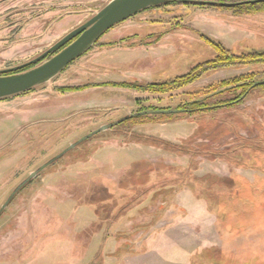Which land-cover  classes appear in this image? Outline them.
<instances>
[{"label":"rangeland","instance_id":"rangeland-1","mask_svg":"<svg viewBox=\"0 0 264 264\" xmlns=\"http://www.w3.org/2000/svg\"><path fill=\"white\" fill-rule=\"evenodd\" d=\"M109 1L0 0V69L39 56ZM184 1L115 24L51 81L0 99V207L105 125L264 81V6ZM250 145L264 148V87L232 107L99 131L1 213L0 264H264V154Z\"/></svg>","mask_w":264,"mask_h":264},{"label":"water","instance_id":"water-1","mask_svg":"<svg viewBox=\"0 0 264 264\" xmlns=\"http://www.w3.org/2000/svg\"><path fill=\"white\" fill-rule=\"evenodd\" d=\"M168 0H110L96 14L85 23L76 27L46 51L34 59L5 69H0V99L8 98L29 91L39 85L47 83L64 71L75 59L90 50L104 33L115 24L124 21L131 16L149 7L165 4ZM261 0H252V2ZM220 5L231 6L233 4L221 2ZM27 70H19L34 65ZM260 81L259 83H263ZM139 113H132L116 121L95 130L78 141L71 143L61 153L49 159L41 167L33 171L10 193L8 198L0 207V215L10 204L14 196L25 187L40 171L53 163L65 153L76 147L84 140L90 138L95 133L108 129L127 118L137 116Z\"/></svg>","mask_w":264,"mask_h":264},{"label":"trees","instance_id":"trees-1","mask_svg":"<svg viewBox=\"0 0 264 264\" xmlns=\"http://www.w3.org/2000/svg\"><path fill=\"white\" fill-rule=\"evenodd\" d=\"M185 1L190 2L188 0H185ZM242 5H247V6H252V7L254 5H262V6H264V0L256 1V2H252V0H244V1L238 2V3H236L234 5H231V6H228V5H223V6L238 7V6H242ZM30 67H32V66L23 68V69L19 70L18 72L27 70ZM193 73H191V75H187V78L196 79L197 76H199V75H194L193 76ZM192 76H193V78H192ZM147 87L150 88V85H148ZM156 87H157V85H156ZM257 87H264V82L263 83H258V82H246V81H243L240 84H235L234 86L230 87L233 90L238 89V88L241 89V93L236 98H231V99H227V100H221V101H217L216 103L215 102L208 103V101H207L208 98H210L212 96L221 95V94L227 92L229 89L226 90V91H218V92L212 93V95H210L209 97H207L205 99L193 100L191 102H187V103H184L182 105H179L177 108L142 109V110H140L138 112L139 114L137 116H134V117H131V118H127V119L123 120L122 122L116 124L115 126L123 124V123H126V122L134 120V119L137 120V119H145L147 117H150L152 119L153 118L154 119L155 118L156 119L162 118L163 120H165V119L167 120L168 118L170 119V118H173L175 116H180V115H184V114H197V113L204 112V111H213V110H215L217 108H220V107H232V106L240 103L246 97V95L249 92H251L253 89H255ZM152 88H153V90H157V91H162L163 92V91H166L169 88V86L168 85H162V86H160V89H159V87H158V89H156L155 86H153ZM245 140H249V138L246 137ZM249 143H252L251 140H249ZM247 145L249 147V144H247ZM250 148L251 149L253 148L252 149L253 151H261V153L263 152V154H264V148H260V147L258 148V147L254 146V145H250ZM256 153L257 152H255L254 155ZM262 157H263V155H262ZM138 164H140V163H134L132 165V167L130 168L131 170H130L129 174L131 176H130L129 179H132L131 181H134L133 178L138 177V174H136V172H137L136 167H139ZM249 186H251V189L254 190V192L257 191L255 189L256 185L254 183H249ZM237 196L239 197V194H235V196H233V197H237ZM243 233H245V232H241V234H243Z\"/></svg>","mask_w":264,"mask_h":264}]
</instances>
